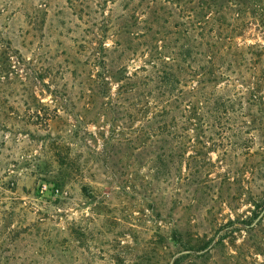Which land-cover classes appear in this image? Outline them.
I'll list each match as a JSON object with an SVG mask.
<instances>
[{
  "label": "rangeland",
  "instance_id": "obj_1",
  "mask_svg": "<svg viewBox=\"0 0 264 264\" xmlns=\"http://www.w3.org/2000/svg\"><path fill=\"white\" fill-rule=\"evenodd\" d=\"M147 6L0 0V264H264V107L229 122L245 147L165 126L175 88L127 78L168 61L165 43L145 50L143 23L132 45L111 35ZM242 35L264 45L255 26Z\"/></svg>",
  "mask_w": 264,
  "mask_h": 264
},
{
  "label": "trees",
  "instance_id": "obj_2",
  "mask_svg": "<svg viewBox=\"0 0 264 264\" xmlns=\"http://www.w3.org/2000/svg\"><path fill=\"white\" fill-rule=\"evenodd\" d=\"M174 1L175 17L169 12L172 0H148L146 10L149 20L137 19L136 25L119 27L111 34L119 38L122 31L126 33L128 30L126 36L130 38L127 42L132 45L133 40L142 38L139 34L142 30L138 31L141 27L137 25L143 23L149 38L145 39L143 48L154 52L153 45L163 40L164 52L170 55L163 56L168 61L155 58L152 64L149 63L150 70L140 68L139 72L127 78L148 87L155 80L149 76L158 74L156 78L160 84H165L162 86L175 88V118H171L169 124L163 121L165 126L174 124L175 132L184 131L199 136L198 133L206 129L218 138L211 137L203 144L223 150L232 143L237 144L233 142L237 134L241 147L253 144L254 139L241 137L242 127L235 120L229 122L241 110L250 113L252 110L255 113L256 110L263 111L264 83L258 77H264V71H260L264 70V45H241L239 39L252 26L264 32V0ZM172 27L175 33L167 32ZM99 76L102 82L108 79L105 74ZM173 84L175 87H172ZM136 87L131 84L128 94L136 93ZM159 113L161 118L168 119L172 107ZM230 132L236 133L233 141L229 140ZM176 140L186 148H191L195 141L198 146L202 145L198 138L194 140L180 135ZM180 157L190 159L188 153L180 154Z\"/></svg>",
  "mask_w": 264,
  "mask_h": 264
}]
</instances>
